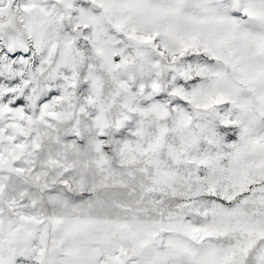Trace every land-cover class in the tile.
<instances>
[{
    "label": "snow or ice",
    "instance_id": "snow-or-ice-1",
    "mask_svg": "<svg viewBox=\"0 0 264 264\" xmlns=\"http://www.w3.org/2000/svg\"><path fill=\"white\" fill-rule=\"evenodd\" d=\"M0 264H264V0H0Z\"/></svg>",
    "mask_w": 264,
    "mask_h": 264
}]
</instances>
